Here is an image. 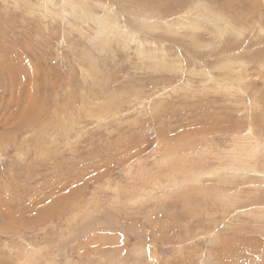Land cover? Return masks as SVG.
Returning a JSON list of instances; mask_svg holds the SVG:
<instances>
[{"label": "rangeland", "instance_id": "1", "mask_svg": "<svg viewBox=\"0 0 264 264\" xmlns=\"http://www.w3.org/2000/svg\"><path fill=\"white\" fill-rule=\"evenodd\" d=\"M0 264H264V0H0Z\"/></svg>", "mask_w": 264, "mask_h": 264}, {"label": "bare ground", "instance_id": "2", "mask_svg": "<svg viewBox=\"0 0 264 264\" xmlns=\"http://www.w3.org/2000/svg\"><path fill=\"white\" fill-rule=\"evenodd\" d=\"M103 21V20H102ZM192 25V24H191ZM195 27H197V26H195ZM193 28V27H192ZM23 128V127H22ZM20 129V128H19ZM180 161V160H179ZM166 163V162H165ZM179 163V162H178Z\"/></svg>", "mask_w": 264, "mask_h": 264}]
</instances>
